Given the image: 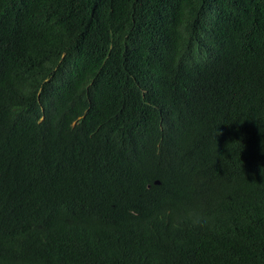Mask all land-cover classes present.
Wrapping results in <instances>:
<instances>
[{"label":"trees","instance_id":"trees-1","mask_svg":"<svg viewBox=\"0 0 264 264\" xmlns=\"http://www.w3.org/2000/svg\"><path fill=\"white\" fill-rule=\"evenodd\" d=\"M0 264H264V0H0Z\"/></svg>","mask_w":264,"mask_h":264},{"label":"clouds","instance_id":"clouds-1","mask_svg":"<svg viewBox=\"0 0 264 264\" xmlns=\"http://www.w3.org/2000/svg\"><path fill=\"white\" fill-rule=\"evenodd\" d=\"M73 233H76V230H74Z\"/></svg>","mask_w":264,"mask_h":264}]
</instances>
